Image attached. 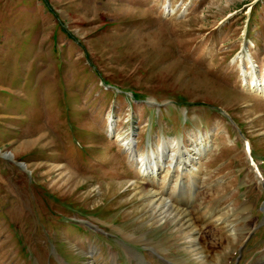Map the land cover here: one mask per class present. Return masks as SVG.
Returning a JSON list of instances; mask_svg holds the SVG:
<instances>
[{
  "label": "rangeland",
  "instance_id": "374dc122",
  "mask_svg": "<svg viewBox=\"0 0 264 264\" xmlns=\"http://www.w3.org/2000/svg\"><path fill=\"white\" fill-rule=\"evenodd\" d=\"M250 65L264 78V0H0V264H204L139 193L160 186L125 149L133 133L142 156L209 138L179 200L205 222L209 264H264ZM171 175L160 191L173 202ZM218 218L239 235L252 222L241 246Z\"/></svg>",
  "mask_w": 264,
  "mask_h": 264
},
{
  "label": "bare ground",
  "instance_id": "6f19581e",
  "mask_svg": "<svg viewBox=\"0 0 264 264\" xmlns=\"http://www.w3.org/2000/svg\"><path fill=\"white\" fill-rule=\"evenodd\" d=\"M249 61L253 63L252 60ZM252 65H250L252 68L250 73L244 74V76H252V79L250 81L246 79V89L250 93L259 95L264 99V78L259 79V77L256 75L257 70ZM134 135V133L131 134L130 139H122L125 149L127 150V152H129L131 159H136L138 171L140 172L139 175L141 176L142 180L149 179V184L157 187L160 186L159 190L149 187L147 189L141 188L139 192L146 195V205L148 204L150 206L151 214H153L155 218H158V221L170 220L174 223L176 222L177 226L183 229L181 232H183V237H185L184 240L187 243L188 247H190L192 253L197 256L196 260L205 262L204 264H209L210 259L214 257L213 260H215L216 262L218 258L213 256V254L211 253L212 248H210V245H207V239L206 237H204L200 230V227L203 226L205 222H200V220L189 218V210L184 206L183 203H181L182 200H179L181 196H184V191L182 188L187 185V183L192 184L189 182H191L193 178L201 172L200 162L207 156V147L210 148V146H212L211 142L209 141L210 139L207 138L198 140V143L193 144L192 152L188 151L186 147H179V143H177V146L174 145L170 149L168 148V153H166V143L164 142L160 147H157L156 149L151 148L150 151H148L145 155L143 154L144 156H142L140 153L135 151L137 140L135 139ZM175 147H178L176 151L174 149ZM167 155H169L168 159L165 158ZM162 172H171L172 175L170 177H174L175 183L171 184L173 185V187L171 190H169L170 192H173V202H170L165 198L168 196L163 197L162 191H160L162 190L163 185H166V183L168 182L166 179H160ZM183 173H187V182H185L184 180L181 181L184 175ZM258 179L262 181V178L258 177ZM176 192L177 194H175ZM178 205H181L183 208H181V206L179 207ZM169 217H171V219ZM211 220L212 219L210 218L206 223H209ZM216 222V225H221L220 228L225 229L224 233H222L223 238L226 237V239L228 240L235 241L241 236L240 246L248 238L246 237V233H250L252 230V222L250 224L251 226L244 227V230L242 233H240V235L237 229H234L233 225H228L225 220H221L220 218H218ZM202 223L204 224L201 225ZM138 238L144 239L147 244L149 243L150 246H153L156 250L162 249V246L157 241L154 242L150 241L149 239L147 240V238L143 235L134 236V241H137ZM240 246L236 248V250L239 249ZM142 254L144 255V253ZM127 255L128 257H134V255H132L128 250ZM141 255L139 260L140 263L154 264L152 261H148L144 258L143 255ZM170 256L173 257V255H165L164 257L166 259H169L171 264H176L171 261L174 258H171Z\"/></svg>",
  "mask_w": 264,
  "mask_h": 264
},
{
  "label": "water",
  "instance_id": "95a60500",
  "mask_svg": "<svg viewBox=\"0 0 264 264\" xmlns=\"http://www.w3.org/2000/svg\"><path fill=\"white\" fill-rule=\"evenodd\" d=\"M157 105H158V103H157Z\"/></svg>",
  "mask_w": 264,
  "mask_h": 264
}]
</instances>
